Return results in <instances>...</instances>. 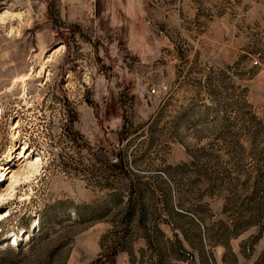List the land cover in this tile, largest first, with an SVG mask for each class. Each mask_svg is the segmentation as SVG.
Wrapping results in <instances>:
<instances>
[{
    "label": "rangeland",
    "instance_id": "1",
    "mask_svg": "<svg viewBox=\"0 0 264 264\" xmlns=\"http://www.w3.org/2000/svg\"><path fill=\"white\" fill-rule=\"evenodd\" d=\"M124 2L0 0V264H261L264 0Z\"/></svg>",
    "mask_w": 264,
    "mask_h": 264
},
{
    "label": "crops",
    "instance_id": "2",
    "mask_svg": "<svg viewBox=\"0 0 264 264\" xmlns=\"http://www.w3.org/2000/svg\"><path fill=\"white\" fill-rule=\"evenodd\" d=\"M79 1H80L79 6L81 7V9H86L89 12L88 14H90L91 17L93 15L95 18V21L96 22L99 21L100 27L103 26L104 24L103 22H106L107 19H108V22L110 23L113 22L114 24H116L115 18L117 17H120V19L121 17H124L125 19L127 18V20L129 21V26L133 27V22H134L133 17H130L129 15H126V16L124 15V12H126L125 9L128 6V4H125L124 1L127 2V0H96L97 2H100L101 4L104 3L103 4L104 7L94 6L92 10L90 9V3L88 2L89 0H79ZM109 1H111V3H109ZM119 1H120V4H119ZM169 3H170V0H167V8L171 6ZM129 8L134 9L132 4L129 5ZM129 8H127V11ZM128 12L129 13L127 14H130V11ZM105 26L107 27V25Z\"/></svg>",
    "mask_w": 264,
    "mask_h": 264
},
{
    "label": "trees",
    "instance_id": "3",
    "mask_svg": "<svg viewBox=\"0 0 264 264\" xmlns=\"http://www.w3.org/2000/svg\"><path fill=\"white\" fill-rule=\"evenodd\" d=\"M135 210H136V203L133 204V200H130L127 208L125 209V213L122 215V218H121L122 227H124L122 228L123 233L121 234L120 232H118L117 237L114 239V242L112 243V246H110L107 253L102 254L100 257L96 258L94 261H92L89 264H108L115 260V257L121 250H127V247H126L127 240L126 239H127V234H128L127 232L129 231L128 225L131 220L130 217L134 213ZM142 217H144L143 214H142ZM141 221L143 222V219ZM179 250L181 251L180 253L184 255L183 249L181 247H179ZM163 257H164V253L160 252L158 264H165L163 262ZM186 258L193 260V256L189 254L186 255ZM262 262L264 264V254L262 256L260 263L262 264Z\"/></svg>",
    "mask_w": 264,
    "mask_h": 264
},
{
    "label": "built area",
    "instance_id": "4",
    "mask_svg": "<svg viewBox=\"0 0 264 264\" xmlns=\"http://www.w3.org/2000/svg\"><path fill=\"white\" fill-rule=\"evenodd\" d=\"M253 63H254L255 65H259V64H260L259 59H258V58H255L254 61H253ZM154 91H155V89L153 88V89H152V92H154Z\"/></svg>",
    "mask_w": 264,
    "mask_h": 264
}]
</instances>
